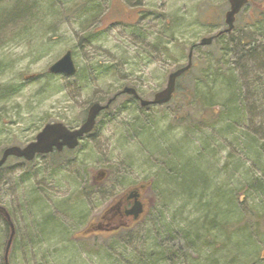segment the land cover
I'll return each mask as SVG.
<instances>
[{
    "label": "rangeland",
    "instance_id": "1",
    "mask_svg": "<svg viewBox=\"0 0 264 264\" xmlns=\"http://www.w3.org/2000/svg\"><path fill=\"white\" fill-rule=\"evenodd\" d=\"M28 1L41 5L31 7L27 14L33 15L24 23L13 14ZM37 1L0 0V88H11L0 100V156L4 148L24 147L34 140L47 123L79 127L89 105L104 104L111 93L124 87L134 88L143 100H152L165 87L169 73L186 64L190 45L225 27L224 13L229 8L228 0H101L100 21L86 22V17H76L70 3L49 7L46 1L45 9L44 0ZM262 14L264 0H249L237 15L233 43L225 38L200 45L193 53V72L205 70L212 54L230 63L232 77L227 74L215 81L213 91L212 82L196 84L197 96L208 101L209 108L217 111L215 116L201 122H180L177 103L143 108L123 94L109 112L98 115L92 134L82 138L75 149L27 162L10 157L0 168V205L14 224L16 244L8 253L11 264H132L137 255L158 251L165 256L171 248L181 257L176 262L159 259L157 264H206L207 257L217 259L218 254L224 256L222 261L235 254L237 264L262 261L263 222L250 241L240 228L264 216L262 199L243 190L255 182V175L264 178V69L255 60L264 52ZM165 20H171L169 35L173 34L171 39L167 37V52H150L149 38L132 37L125 26L136 22L140 28L148 23L160 29ZM92 30L100 31L90 42L83 36ZM252 36L251 43L243 44ZM220 47L227 50L224 56ZM67 50L72 52L81 79L47 75L49 66ZM100 62L112 66L113 72L105 76L94 73L92 65ZM228 79L234 96L225 95ZM185 81L180 83L187 85ZM141 130L145 131L138 135ZM168 158L181 164L178 181L163 180L161 170L166 174L164 168L171 165ZM101 170L108 172L102 181L103 193L90 185ZM197 174L206 179L204 186L186 189L189 194L185 191L183 197L174 199L172 188L197 183L193 182ZM148 181L152 186L145 193V212L131 225L133 229L115 236L78 235L98 219L122 188ZM206 185H210L207 191ZM212 187L222 193L211 207L203 206L215 197ZM232 191L239 192V202L230 196ZM200 207L203 211L215 209L226 220L234 217L235 222H225L232 229L217 234V240L212 239L214 235L205 236L206 246L179 249L184 243L179 227H185V219H197ZM7 239L0 222V264ZM228 239H234L231 245ZM239 239L246 247L250 244L245 254L240 253L244 245L236 248Z\"/></svg>",
    "mask_w": 264,
    "mask_h": 264
},
{
    "label": "trees",
    "instance_id": "2",
    "mask_svg": "<svg viewBox=\"0 0 264 264\" xmlns=\"http://www.w3.org/2000/svg\"><path fill=\"white\" fill-rule=\"evenodd\" d=\"M30 1L35 2V0H30ZM46 1L48 3L49 7H50V5H52L54 7L60 6L61 3H64L65 5H67L69 3L72 4L74 7L73 9H74V14L76 15V17L78 19H80L79 17H81V16L84 18L86 17L85 18L86 22L100 21L101 16H102V12H103V9H102L103 6L101 5L102 4L101 0H74V2L71 0H44L45 9H47V6L45 4ZM24 5L25 6L23 8H18L17 10H15V13L13 15L15 18L20 19L18 21L25 23V22H28L31 19L30 16L33 15V14H27L31 10V7H33V5H41V2L37 1V3L35 2L33 5L32 4L29 5V1H28L27 4H24ZM62 9H63L64 13L66 14L67 10L64 8H62ZM33 17H35V16H33ZM262 17H264V14H262ZM171 24H172L171 20L169 21V23H168V20H165L163 25H162V28H160V29H157L156 26L154 29L153 28L154 26H151L148 23L141 26L140 28H137L136 22H131L129 24H125V26L127 27V31L129 32L130 36L136 37V38L139 37V39H141V41H145V39L149 38L150 43H151V44L149 43L150 52L158 53L160 51L167 52V50H169V48L166 45V42L169 39H171L170 36H173V34L169 35V31L171 29ZM253 26H256V25L253 24ZM257 30L259 31L260 28H257ZM99 31L98 30H92L91 32L86 33V35H84L83 37H85L87 40L92 42V40H94V38L96 37V35L98 34ZM233 31H234V29L230 33H222L219 36L214 35V38H213V41L211 44H215L218 41L225 39V38L228 39L227 40L228 43H233ZM167 37H169V39H167ZM250 39H253V36L250 37L246 41V43H243L242 39L240 37V42H242L243 44H249V43H251ZM190 46L193 47V53H194V51H196L200 47V45L197 43H192ZM226 51H227L226 48H224V47L221 48L220 52L222 53V56H224ZM262 53L263 54H258V56H256L257 58L255 57V60H258V62L262 65L261 68L263 70L264 69V52H262ZM220 58L222 59V61H219L217 56L212 54L211 59L209 61H207L204 65L205 70H200V71L198 70V71H194V72H193V69L195 70L196 63L193 62L192 67L189 70H187L185 73H183L180 77L177 78L175 93L168 103H172V102L177 103L176 110L177 111L181 110L180 111L181 114H180L179 118L177 116L178 121H180V122L181 121H187L188 123H190V122H193L194 119H196L198 122H201V120L205 121L206 118H210L213 115L215 116L217 111L209 108L211 106H208V104H206V102L208 103V101L205 98L197 96V94H199V90L196 88V84L199 81L202 82V80H204L205 83L212 82L213 84L211 85L212 87H210V91H213L214 90L213 87L216 84L215 81L221 79L222 76L226 78L227 74H229L228 75L229 77H232L231 73L228 71V68L230 70V67H229L230 63L223 61L224 57H220ZM92 70L98 76H105L109 72H113L112 66H110L106 62H104V63L100 62L99 64L94 63L92 65ZM47 75L50 77L59 76V75H52L49 73H47ZM75 77L81 79V71L78 73V70H77L76 75L72 78H75ZM62 78L67 79V80L72 79V78H67V77H63V76H62ZM183 79H186L185 82H187V85H183L180 83V81ZM10 89H1L0 88V100L3 99V97H5L8 93H10ZM223 89H224L225 95L230 94V93L233 96L235 95V90H234V87L232 86L231 79H228V81H226L224 83ZM119 91L115 92V93H111V96H109L106 99V101L109 98H111L112 96L118 94ZM238 93H239L238 96H241L240 95L241 93L240 92H238ZM119 96L120 95H118L116 97V99L110 104V107L106 110H103L102 113L109 112L110 109L112 108V106L117 101ZM130 99H131L130 103L136 104L137 106L141 107L139 105L138 100L135 97L130 96ZM241 102H240V104H241ZM178 105H181V107H178ZM222 106H224V104H222ZM146 107H150V106H145L143 108H146ZM182 109H185V111L183 112ZM200 110H203V111L200 112ZM223 114H225L224 111H223ZM141 129H143V127ZM144 131L141 130L140 132H138V135L144 133ZM168 161L170 162L168 164H171V165H167V166L172 170V172L169 173V168L166 169V167L164 168L166 171V174L163 172V170H161V172L163 173V180H164V182H167V180H170V182L172 180L178 181L179 179L182 178V174L180 173L181 164H174L169 158H168ZM161 172H159V173H161ZM253 180H255V182H249L248 186L246 188H244L243 190L249 191V192H251V194L258 196V198L262 199V204L264 205V178H261L260 176L255 175ZM204 181H206V179L205 180H204V178L199 179L198 174H197V178H195L193 181V182H197V183L188 182V185L183 187V188H175V187L172 188V190L175 192V193H172V197L174 199H176V198L179 199L178 197H183V195L185 194V191L187 194L190 193V191H187V190H189V188H190V190H192L194 187H196L198 185H199L198 187H200V185L204 186V184L206 183ZM208 186L210 187V185L205 186V188H204L205 191H207V189L209 188ZM211 191L213 194H215V197L209 199L210 202L207 201L210 204L205 203L203 206H210L211 207L212 204L216 203L217 198H219L218 196H220L222 193V191L216 187H212ZM237 193L239 194V192H237V191H232L229 194L232 198L235 197L234 200L236 202H239V199L237 198ZM189 196H191V195H189ZM193 200L192 199L190 201L187 200V202L191 203ZM229 203H230V206H232L233 203L232 202H229ZM240 203H241V201H240ZM234 206H235V209H237L236 204H234ZM202 208L203 207H200L199 210L201 212L198 211V213H197L198 214L197 219L194 218V219H192L191 222H188L189 220L185 219L184 221H185V223H187L188 226L187 227H179V232L180 231L182 232V234L180 232V235L184 238V243H181V246H178L179 249H182V247L185 249H188V250L194 249V248L198 249V245L202 244L204 242L202 240L205 236L214 235L212 237V239L217 240V238H215V236H217V234L218 235L220 233L225 234V233H228V231H230V229H232V228H227L225 225V222L226 221L235 222L234 217L232 219L229 218L228 220H226L227 219V217L225 215L227 213L226 210H225V214H223L225 216L222 217V216H220V212L216 211L215 209L203 211V210H201ZM253 213L255 214V212H253ZM229 214L231 215L232 212H230ZM252 216H254V215H252ZM255 219H256L255 223H251V224L245 223L242 227H240L242 229V233L246 236V238L249 241H250L251 236L260 232L259 231V224L261 222H263L264 216L255 217ZM0 222H2V225L4 227V234L8 235V237H9L10 226H9L8 220L6 219V217L1 212H0ZM262 225L264 226V223ZM237 236H238V233L235 234V237H237ZM228 240H229L230 245H231V242L234 239H232L231 241H230V239H228ZM15 244H16V242L12 240L11 245L13 246ZM203 244L205 245V243H203ZM239 245H241V247H239ZM242 245H244L246 247V244H244L242 242V240L239 239V242L236 243V248H238V250L242 249ZM220 248H222V247H220ZM249 248H250V244L247 243V247L244 250H242L240 253L241 254L247 253L249 251ZM262 254L264 256V253H262ZM263 256L260 257V259L262 261H260L258 263L257 262H251L250 264H264V257ZM180 257H181L180 252H176L175 248L174 249L171 248V249H168V252L165 256H163V253L158 252V251L155 253H148L147 255H145L143 257H140L137 255V259L134 260V263L135 264H137V263H140V264H157L156 262L159 259L176 262L175 258H180ZM221 257H224V256H220V254H218V258L214 259L213 256L210 255V257H207L209 263H206V264H220L221 262H226L228 264H237L235 262L236 261L239 262V260L237 259V256H235V254H233V255L231 254V255L227 256L226 261H222ZM201 261L204 262V258ZM115 263H117V262H115ZM134 263H132V264H134ZM117 264H120V263H117Z\"/></svg>",
    "mask_w": 264,
    "mask_h": 264
},
{
    "label": "water",
    "instance_id": "3",
    "mask_svg": "<svg viewBox=\"0 0 264 264\" xmlns=\"http://www.w3.org/2000/svg\"><path fill=\"white\" fill-rule=\"evenodd\" d=\"M229 8L224 13V24L225 28L219 30L216 35L222 33H230L234 28V23L236 15L241 11V9L248 3V0H228ZM214 36L203 37L198 42L200 45H210L213 41ZM192 51L191 47L187 54V63L177 68L176 70L169 73L166 81L165 87L156 92L152 100H143L140 99V105L142 107L149 104L161 105L170 101L175 91L177 78L185 73L192 66ZM77 67L74 63L71 50H67L61 57H59L54 63H52L48 72L50 74H62L66 77H72L76 74ZM120 93L131 94L135 97H138L136 90L132 87H124ZM115 99V97L109 99L106 104H101L99 102L92 103L86 113L85 120L83 123L75 128L69 129L60 122L47 123L41 130L36 134L33 141L26 144L24 147L19 146H10L2 150L0 156V167L5 163L9 156L21 157L25 160H32L36 154H46L56 148L61 150L64 146L69 149H73L78 145L79 139H81L85 134H88L92 131L95 125V119L98 113L109 107V104ZM101 180H104L107 177V171H100ZM0 211L5 214L6 219L8 220L10 226V235L5 248V261L7 262L8 251L13 240L14 236V227L7 211L0 206ZM142 205L139 202H136L133 207L129 209L128 214H133L135 219L139 217L142 213Z\"/></svg>",
    "mask_w": 264,
    "mask_h": 264
},
{
    "label": "flooded vegetation",
    "instance_id": "4",
    "mask_svg": "<svg viewBox=\"0 0 264 264\" xmlns=\"http://www.w3.org/2000/svg\"><path fill=\"white\" fill-rule=\"evenodd\" d=\"M102 111L99 113L101 114ZM65 150L70 151L71 149H67L66 147H63L61 150L53 149L51 153L45 154V155H51L55 152L63 153ZM37 156H44L42 154L36 155ZM91 177V176H90ZM101 180V175L98 173L94 176V178H91L90 185L98 189L97 192L103 193L104 188ZM150 183V185H149ZM152 182L148 181L147 183H138L136 185H129L127 187L122 188V190L118 193H116L112 197V202L106 206V208L99 214L97 220H92L89 222V225L84 228L78 234L80 237L82 236H108V235H116L120 232L127 231L130 229H133L134 226H131L132 224L136 223L137 220L140 219L141 216H143L145 212L146 207V192L149 188H151ZM149 191V190H148ZM155 198L148 199L149 201H153ZM136 202L141 203L142 205V213L139 215L137 219H135V216L133 214H128L127 212L131 207L134 206ZM1 212V211H0ZM3 215L4 213L1 212ZM5 216V215H4ZM104 220L105 222H103ZM264 223V220H263ZM98 234V235H97Z\"/></svg>",
    "mask_w": 264,
    "mask_h": 264
},
{
    "label": "bare ground",
    "instance_id": "5",
    "mask_svg": "<svg viewBox=\"0 0 264 264\" xmlns=\"http://www.w3.org/2000/svg\"><path fill=\"white\" fill-rule=\"evenodd\" d=\"M182 225L183 226H185V227H187L188 225H187V223L186 224H184L183 222H182ZM7 236L8 235H6V238H7ZM9 238V237H8ZM7 241H8V239H7ZM6 244H7V242H6ZM229 247H231V246H229ZM5 248H6V246H5ZM4 251H5V249H4ZM231 251V250H230ZM231 253V252H230ZM5 255H3V262H2V264H11V262L9 261V258L7 257V262L5 261V257H4Z\"/></svg>",
    "mask_w": 264,
    "mask_h": 264
}]
</instances>
